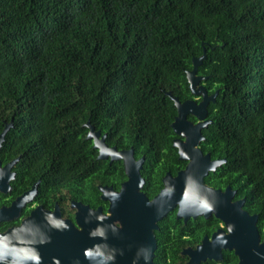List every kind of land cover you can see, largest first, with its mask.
I'll list each match as a JSON object with an SVG mask.
<instances>
[{"label": "trees", "instance_id": "16d2710c", "mask_svg": "<svg viewBox=\"0 0 264 264\" xmlns=\"http://www.w3.org/2000/svg\"><path fill=\"white\" fill-rule=\"evenodd\" d=\"M203 50L196 74L217 94L202 147L225 159L204 181L264 204V0H0V132L2 120L13 125L0 156L19 157L21 181L96 197L126 176L120 161L97 158L88 122L108 147L144 158L141 191L154 195L185 164L166 93L192 98L186 72ZM167 218L155 253L178 264L180 236L192 231V244L209 228Z\"/></svg>", "mask_w": 264, "mask_h": 264}, {"label": "water", "instance_id": "95a60500", "mask_svg": "<svg viewBox=\"0 0 264 264\" xmlns=\"http://www.w3.org/2000/svg\"><path fill=\"white\" fill-rule=\"evenodd\" d=\"M204 58L203 50L200 57L192 59V69L186 72L190 93L202 98L199 104L193 100L180 102L169 92L166 93L173 101L177 112L171 123L172 131L184 138V140H173V146L178 150L179 159L187 161L185 168L175 176L169 172L165 173L161 190L149 200L141 191L144 179L140 171L144 158L136 160L132 149L117 151L115 147H108L105 143L106 134L101 135L87 122L86 138L92 141L93 148L98 151L97 158L109 159V162L114 160L122 162L126 180L121 183L119 192L115 194L117 203L113 204L112 197L109 196L112 187L99 186L101 199L111 201L108 208L109 215H102L101 208L92 211L87 206L76 203L77 226L64 222V226L67 227L62 230L61 237L50 235V228L46 227L43 235H24L21 247L15 248L11 244L12 232L0 235V264L11 262L12 257L16 260L28 257L32 242L36 240V243H39L41 238L42 244H46L47 239L50 238L48 248L53 246L52 239L62 238L58 254L61 253L63 256L61 255L60 259L56 258L64 264H153L152 258L156 248L153 230L157 228V222L175 208H177V217L184 221L188 218L198 216L208 218L212 215L226 224L229 231L226 238L229 244L223 245V231H216L208 242L212 244V250L206 251L202 259L217 261L225 248L233 249L236 255H240L238 264H254L248 259L251 243L255 244L258 241L252 218L241 210L240 202H230L229 188L223 192L204 183L208 173L214 172L223 162V160H210L209 154L203 155L198 148L199 142L204 139L201 130L210 123L205 120L207 104L209 101H214L217 94L215 92L208 96L205 88L199 84L206 79L205 76L196 74L197 67ZM187 115H193L198 123H189L186 120ZM9 126L10 124H6L1 131L0 144ZM15 161L5 165L0 172H7ZM115 220L118 221V226L113 225L112 222ZM24 227L28 229L27 222ZM207 241L205 237L200 248H203Z\"/></svg>", "mask_w": 264, "mask_h": 264}, {"label": "flooded vegetation", "instance_id": "af4514ba", "mask_svg": "<svg viewBox=\"0 0 264 264\" xmlns=\"http://www.w3.org/2000/svg\"><path fill=\"white\" fill-rule=\"evenodd\" d=\"M199 84L202 85L206 90L205 84L203 82H200ZM207 95L211 96L212 94L207 93ZM185 100H193L196 104H199L202 98L201 96L192 95V98L185 99ZM210 102L212 101H209L208 104ZM206 110H207V107H206ZM186 120L191 124L198 123V120L193 115H187ZM205 120L210 121L209 119H207V115L205 117ZM2 121L4 123V127L6 124H10L9 130L13 127L11 121L9 122H6L5 120H2ZM204 129L201 130V133ZM175 139L184 140V138L176 134L173 140ZM3 141H4V138H3ZM3 141L0 144V149L3 144ZM203 141L204 139L199 142L198 148L201 149L203 155L209 154L202 147ZM110 147H115V146H110ZM117 151H121V150H117ZM177 154H178V150H177ZM1 156H0V169L5 167V165L9 164L10 162L16 160L9 167L7 172H4V173L0 172V211H1L0 212V235H7V233L12 232L13 236L11 238L12 239L11 244L15 246V248L21 247V242H22V238L24 237V235H27V234L28 235L34 234L37 236L38 234L43 235L45 233L44 228L46 227L50 228V235L52 236L59 235L60 237L62 236V233H63L62 230L64 229V227L65 228L67 227V226H64L65 225L64 222L66 224L67 222H70L71 224H73V226L76 227L77 226L76 219H75L76 212H77V208L75 207L76 203H80L84 206H87L92 211L96 210L97 208H101L102 215H109L108 208H109V205L111 204V201L101 199V193L99 190H98V194L96 197L90 198L87 196L85 201L77 200V199L75 200V199L70 198L64 189L61 190L60 192L54 193L48 187H46V185H42L40 179L36 181H28V180L21 181L19 179V175L17 174V170L15 168L16 163L19 161V157L6 160L4 159L3 155ZM97 156H98V151H97ZM178 158H179V154H178ZM210 160L214 161L218 159H211L210 157ZM114 161H120V160H114ZM182 161L185 162L184 167L182 169H178L175 172V174L172 176H175L177 172L185 168L187 161L186 160H182ZM223 163H225V159H223ZM163 177L161 178V183H162ZM124 181L119 183L118 188H115L112 185H104L107 187H112L113 189L112 192H110L111 195H109L112 197L111 199H112L113 204L117 203L115 194L119 192L120 185ZM206 185L209 187H212L208 184ZM99 186L100 185H97V189ZM161 188L159 189V191L161 190ZM212 188L221 190L223 192L226 190V188H229V192L231 193L230 202L231 203L240 202L241 210L244 213H246L248 217L252 218V222L254 224L253 226L258 236V241L255 244L251 243V248L249 249V251L251 252L250 254H248V259L252 260L254 264H259L260 262L264 264V204H262L259 198H257L256 200H252L251 202H248L245 196L243 195L239 196L237 188H231L229 185H226L223 188V190L219 188H215V187H212ZM159 191L152 196H147L145 192L143 191L142 192L145 194V196L149 200H151L159 193ZM171 215L174 216V219L181 220L183 224H186L188 221H196L198 219L199 221L202 220L204 221L205 224H207L209 228L208 233L206 232L203 233L201 238L192 244H190V241H189L191 237L190 233L192 231L189 233L186 232L188 233L187 235L183 234L180 236L181 238H179L178 240L179 241L186 240L187 241L186 243L188 245L180 249L178 253V256L180 257V259L178 260V264H238L239 263L240 255H236L235 250L233 249L229 250L225 248H223L221 252V258L217 261H214L208 258L202 259L204 258L206 251L212 250V244H209L208 242H210L212 234L215 233L216 231L218 230H220L221 232L223 231V245L229 244V242L227 241L228 239L226 238L229 231L224 222H221L217 219L219 222L217 223V226L212 229L213 227L212 221L216 219L214 216L211 215L208 218H204L203 216H198L196 218H188L187 220L184 221L182 218L177 217V208H175L171 212H169L165 217H163L160 221H158L157 228L153 230L154 239L156 243V248L154 250V256L152 258L153 264L163 263L162 260H161L162 262L158 261L159 257L156 256L155 252L157 250V245H158L157 240H159V235L161 233L160 223L167 217H169L167 219H170ZM26 222L28 224V229L27 228L25 229L24 227ZM99 222H95V223L98 225ZM112 223L114 226L119 225L118 221L116 220L113 221ZM205 237L207 238L208 241L205 242L203 248H200V246L203 245L202 242ZM61 239L62 238H58L57 240L52 239L54 240L52 242L53 246H50V248H48L49 246L48 243L50 241V238L47 239L46 244L40 243L42 238L39 240V243H36V240H34L32 242L31 247L29 246L30 248H29L28 257L23 258L24 260L23 259L16 260V258L12 257V259H10L11 262L7 261L5 264H64V262L58 261L63 256V254L61 253L60 255L58 254L59 249H60L59 246L61 245L60 243ZM189 252L190 253L192 252V253L189 254ZM56 257H58L59 259H57ZM197 260L199 261L195 263Z\"/></svg>", "mask_w": 264, "mask_h": 264}]
</instances>
